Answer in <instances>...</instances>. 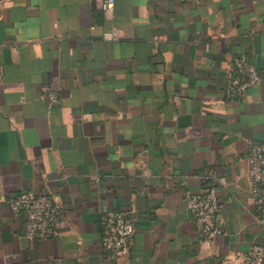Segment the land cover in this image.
Segmentation results:
<instances>
[{"label":"crops","instance_id":"0c3cea01","mask_svg":"<svg viewBox=\"0 0 264 264\" xmlns=\"http://www.w3.org/2000/svg\"><path fill=\"white\" fill-rule=\"evenodd\" d=\"M103 2L0 0V264H246L264 244L245 146L264 141V0ZM238 54L261 77L242 101L225 95ZM211 188L224 222L208 246L188 196ZM25 190L60 202L57 237L25 238L9 208ZM107 211L134 224L117 260Z\"/></svg>","mask_w":264,"mask_h":264},{"label":"built area","instance_id":"2783aa9c","mask_svg":"<svg viewBox=\"0 0 264 264\" xmlns=\"http://www.w3.org/2000/svg\"><path fill=\"white\" fill-rule=\"evenodd\" d=\"M189 4H200L204 0H180ZM115 0H104L102 10L113 12ZM114 37L106 33L105 38ZM228 83L225 95L230 100L242 101L247 90L261 82L257 68L246 54L231 58L226 70ZM42 99L50 107L60 103V97L51 89H42ZM247 178L249 192L255 208L256 222L264 227V141L245 139ZM188 205L199 240L211 245L223 232V214L215 188L188 196ZM13 214H24V236L30 240H49L57 237L62 224V206L50 193H35L25 190L13 194L9 199ZM103 255L109 259L128 256L134 233L132 219L120 211H107L100 218ZM246 264H264V244L250 245L243 255Z\"/></svg>","mask_w":264,"mask_h":264}]
</instances>
